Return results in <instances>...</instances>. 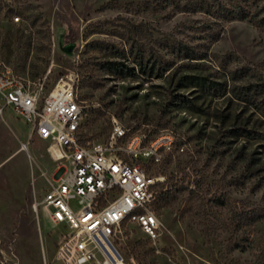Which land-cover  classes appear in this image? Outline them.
I'll return each mask as SVG.
<instances>
[{
	"label": "rangeland",
	"instance_id": "1",
	"mask_svg": "<svg viewBox=\"0 0 264 264\" xmlns=\"http://www.w3.org/2000/svg\"><path fill=\"white\" fill-rule=\"evenodd\" d=\"M216 1L0 0V70L45 89L73 79L85 141L116 123L172 139L141 157L159 234L126 220L127 264H264V0H239L246 19ZM47 145L0 114V264H58L63 225L32 208L61 170Z\"/></svg>",
	"mask_w": 264,
	"mask_h": 264
},
{
	"label": "built area",
	"instance_id": "2",
	"mask_svg": "<svg viewBox=\"0 0 264 264\" xmlns=\"http://www.w3.org/2000/svg\"><path fill=\"white\" fill-rule=\"evenodd\" d=\"M7 108L48 143L47 151L59 162L60 172L32 204L34 212L43 207L63 225L58 264H127L114 243L126 220L148 237L158 236L159 219L149 206L159 177L148 173L141 157L159 160L160 148L172 143L169 136L145 144L143 133L128 135L116 123L106 142L85 141L84 108L74 80L65 77L45 89L0 70V114Z\"/></svg>",
	"mask_w": 264,
	"mask_h": 264
},
{
	"label": "trees",
	"instance_id": "3",
	"mask_svg": "<svg viewBox=\"0 0 264 264\" xmlns=\"http://www.w3.org/2000/svg\"><path fill=\"white\" fill-rule=\"evenodd\" d=\"M239 0H217L215 4V8L218 9L219 12L225 13L228 16L235 17L238 19H246L249 17L246 6H243L239 3ZM207 8V7H206ZM182 53H188L187 57L195 58L194 54L191 52H185L184 49H181ZM240 93H243V99H249V89L245 88L241 90ZM263 214L254 210L252 212V217L254 219L262 217Z\"/></svg>",
	"mask_w": 264,
	"mask_h": 264
}]
</instances>
